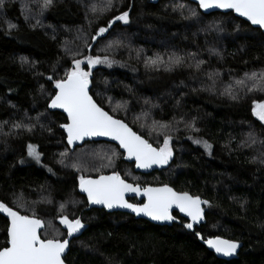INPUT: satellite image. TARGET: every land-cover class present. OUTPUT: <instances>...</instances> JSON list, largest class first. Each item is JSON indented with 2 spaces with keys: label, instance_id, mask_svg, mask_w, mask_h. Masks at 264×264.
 <instances>
[{
  "label": "trees",
  "instance_id": "obj_1",
  "mask_svg": "<svg viewBox=\"0 0 264 264\" xmlns=\"http://www.w3.org/2000/svg\"><path fill=\"white\" fill-rule=\"evenodd\" d=\"M107 2L53 0L41 8L43 0H5L0 7V202L40 219L43 237L63 239L60 217L80 218L84 228L71 237L66 264H264V125L252 114L264 89L246 76L264 71V34L232 13L203 14L187 0H112L105 8ZM125 11L130 22L109 27ZM100 27L108 31L93 40ZM172 53L184 63H146ZM86 56L111 61L91 70L89 91L99 106L153 147L170 137L172 156L160 171L140 174L112 144L68 145L60 127L67 120L48 103L53 80ZM155 75L169 82L148 88L145 80ZM28 144L40 163L27 155ZM97 147L105 150L97 153L101 161ZM113 172L141 188L167 184L210 207L203 205L204 219L192 229L177 213L161 227L87 210L78 177ZM8 223L0 213V246ZM215 236L238 242L236 258L223 261L207 249L204 240Z\"/></svg>",
  "mask_w": 264,
  "mask_h": 264
},
{
  "label": "snow or ice",
  "instance_id": "obj_2",
  "mask_svg": "<svg viewBox=\"0 0 264 264\" xmlns=\"http://www.w3.org/2000/svg\"><path fill=\"white\" fill-rule=\"evenodd\" d=\"M52 2L53 0H43L41 8H48ZM196 2L199 9L203 10L213 8L231 10L240 17L246 18L252 25L264 29V0H196ZM4 3L5 0H0V7H3ZM111 4L112 0H108L105 8L111 7ZM92 11H96L95 6ZM191 16L196 17L197 12L191 10ZM114 20L128 24L130 22L129 12L125 11L113 17V20L108 22L109 27L112 26ZM14 26L9 24V27ZM106 31L108 28L100 27L92 39L95 40L97 36H101ZM115 43H119V41ZM194 55L190 54L193 57ZM21 60L24 61V58L21 57ZM184 60L185 57L172 53L169 54L167 61L160 55H156L149 58L146 63L151 66L164 65L166 68H172L183 64ZM85 61L87 62V71L81 67ZM102 63L110 64L111 61L107 56L103 58L86 56L83 60L73 59L72 67L66 70L64 77L53 80L55 94L50 97L48 107L63 109L67 114V122L61 124L60 127L67 134L68 145L71 146L75 141H81L85 137H110L119 143L128 159L135 160L137 168L166 164L172 156L169 136L164 137L162 145L153 147L126 123L115 119L105 111L89 95L91 70L94 65ZM202 63L203 61L197 60L194 66L199 68ZM246 76L264 89V71L259 74L257 72L246 73ZM49 79L53 78L50 76ZM236 83L243 84L244 80H238ZM229 94H232L230 90ZM233 98L236 97L233 95ZM252 114L264 122V101L253 102ZM15 127H20V125L17 124ZM194 142L200 143L201 141ZM203 144L206 150L211 147L206 141ZM27 155L40 163L41 153L37 151L36 145H27ZM60 155L64 156L65 153L62 152ZM48 171L51 172L52 169L49 168ZM78 179L80 191L86 194L90 204L103 205L108 209L115 206L131 209L132 212L143 214L153 221L175 220L176 217L172 215V209L175 208L190 221L184 225L187 229H192L194 224L204 219L202 205L210 207L209 202L201 200L199 196L190 195L188 192L174 191L167 184L161 187L141 189L140 186L126 183L116 172L96 178L81 175ZM126 192H134L137 195L142 192L144 203H128L124 199ZM0 213L7 214L9 221L5 245L0 246V264H65L63 257L70 243L67 237H72L84 227L80 218L69 219L67 216H61L60 224L67 229V237L63 239L41 238L38 230L43 227V224L40 219L21 215L3 202H0ZM197 236L199 237L200 233H197ZM204 243L223 256L236 254L239 246L237 241L222 239L219 236L204 240Z\"/></svg>",
  "mask_w": 264,
  "mask_h": 264
},
{
  "label": "water",
  "instance_id": "obj_3",
  "mask_svg": "<svg viewBox=\"0 0 264 264\" xmlns=\"http://www.w3.org/2000/svg\"><path fill=\"white\" fill-rule=\"evenodd\" d=\"M161 0H147L148 3L150 4H157L158 2H160ZM188 2H191L195 5L198 6L196 0H187ZM199 8V7H198ZM201 13L203 14H210V13H222V14H228V13H232L235 17L245 21L246 23H248L251 27L253 28H256V29H259L263 34H264V29H260L258 26L256 25H252L250 22H248L246 20V18H243V17H240L238 14H236L235 12L231 11V10H223V9H208V10H203V9H199ZM89 95H90V91H89ZM91 96V95H90ZM92 97V96H91ZM94 100V99H93ZM51 111H55V112H59L61 114H63L67 120V114L63 111V109H59V108H56V109H53V108H50ZM117 119V118H115ZM120 120V119H119ZM122 121V120H121ZM125 123V122H124ZM129 127V126H128ZM65 132V131H64ZM65 135H66V141H67V134L65 132ZM143 138V137H142ZM144 139V138H143ZM87 142H96V143H108V144H112L116 147H118V149L120 150V152L123 154V160L124 162H127V163H132L134 164L135 166V169L136 171H138L140 174H145V175H148V174H151L155 171H160L161 169H163L165 167V164H162V165H152L151 167L149 168H137L136 165H135V160L134 159H128L124 150L122 148H120L119 146V143L115 140H112L110 137H103V136H96V137H85L83 140L81 141H75L73 143V145H71V147H75V146H79V145H82L84 143H87ZM107 175H111V174H107ZM121 177V176H120ZM122 178V177H121ZM123 179V178H122ZM126 183H129V184H132L133 186H139V185H134L133 183L123 179ZM163 185H152V186H146V187H161ZM141 187V186H140ZM170 187V186H169ZM172 188V187H171ZM143 189V188H141ZM173 189V188H172ZM80 190V188H79ZM174 190V189H173ZM175 191V190H174ZM80 193L84 196L85 200H86V204H87V210H90V209H101V210H104L106 212H109V213H123V214H126V215H130V216H133L135 217L136 219H142V220H145V221H148L149 223L151 224H154V225H157V226H161V227H165V226H171L175 220L173 221H153L151 220L149 217L147 216H144L143 214H137V213H134L131 211V209H127V208H122V207H119V206H115L111 209H108V208H105L103 205H99V204H90L88 202V199H87V196L86 194L82 193L80 191ZM124 199L128 202V203H131V204H134L132 202H130L129 200L130 199H136L138 200L139 202L143 201L142 203H138V204H143L144 203V198H143V195H142V192L140 195H137L136 193L134 192H126L124 194ZM203 207V205H202ZM174 213H177L180 217L188 220V218L186 216H184L183 213H180L178 209H175L173 208L172 209V215H174ZM189 221V220H188ZM190 222V221H189ZM200 223V222H198ZM196 223V224H198ZM194 224V225H196ZM39 231V234H40V229L38 230ZM222 238V237H221ZM222 239H225V238H222ZM228 240V239H227ZM206 245V244H205ZM207 249L218 259L220 260H223V261H229V260H232L234 258H236L238 252H239V249H240V246H238V249H237V252L236 254L234 255H230V256H223L221 254H218L216 253L213 249L209 248L208 245H206ZM68 250V247L66 248V252ZM65 252V254H66Z\"/></svg>",
  "mask_w": 264,
  "mask_h": 264
},
{
  "label": "rangeland",
  "instance_id": "obj_4",
  "mask_svg": "<svg viewBox=\"0 0 264 264\" xmlns=\"http://www.w3.org/2000/svg\"><path fill=\"white\" fill-rule=\"evenodd\" d=\"M84 63V62H83ZM82 63V64H83ZM81 67H82V65H81ZM146 82V86L148 87V88H160V87H164V86H166V84L169 82V78L168 77H166V76H162V75H155V76H152V77H150V78H147L146 80H145ZM257 103H259V102H257ZM254 116V115H253ZM259 122H261L256 116H254ZM263 125H264V122H261ZM203 145V147H204V144H202ZM99 147H97V148H95L94 149V151H95V154H96V156H98V154L97 153H99V152H102V153H104L105 152V150L104 151H99ZM98 160L99 161H101L102 160V158L100 157V156H98ZM127 173H128V175H131V173L129 172V171H127Z\"/></svg>",
  "mask_w": 264,
  "mask_h": 264
},
{
  "label": "flooded vegetation",
  "instance_id": "obj_5",
  "mask_svg": "<svg viewBox=\"0 0 264 264\" xmlns=\"http://www.w3.org/2000/svg\"><path fill=\"white\" fill-rule=\"evenodd\" d=\"M136 200V199H135ZM136 201H138V200H136ZM139 202V201H138ZM143 201H141L140 203H142ZM138 204V203H137ZM64 226V225H63ZM65 228V227H64ZM84 228V227H83ZM83 228L80 230V232H78V233H76V234H74L72 237H74V236H76V235H78V234H80L81 233V231L83 230ZM66 229V228H65ZM41 231H42V228L40 229V236H41ZM64 233H65V236H64V238L65 237H67V229L64 231ZM41 238H48V237H43V236H41ZM68 239H69V241L71 242V237H67ZM69 247H70V243H69V245H68V250H69ZM68 250H67V252H68ZM67 252H66V254H67ZM65 256V255H64ZM63 259H64V257H63ZM66 264V263H65Z\"/></svg>",
  "mask_w": 264,
  "mask_h": 264
}]
</instances>
